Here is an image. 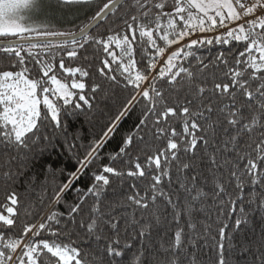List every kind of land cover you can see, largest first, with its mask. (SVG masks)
I'll use <instances>...</instances> for the list:
<instances>
[{
    "label": "snow or ice",
    "instance_id": "obj_1",
    "mask_svg": "<svg viewBox=\"0 0 264 264\" xmlns=\"http://www.w3.org/2000/svg\"><path fill=\"white\" fill-rule=\"evenodd\" d=\"M93 3L0 0V264H197L208 239L214 264H264V0H106L104 33L59 27ZM117 89L85 145L70 121ZM61 150L76 166L49 197L30 166Z\"/></svg>",
    "mask_w": 264,
    "mask_h": 264
},
{
    "label": "trees",
    "instance_id": "obj_2",
    "mask_svg": "<svg viewBox=\"0 0 264 264\" xmlns=\"http://www.w3.org/2000/svg\"><path fill=\"white\" fill-rule=\"evenodd\" d=\"M106 0H94L93 5L89 8H84L81 6H72V8L66 13H58V16L61 18L62 23L59 24L63 30L66 31H76L79 26H82L85 23H90V16L92 12L99 6L102 5ZM115 16H110L105 22H103L99 27L93 30L92 35H98L104 33L106 29L112 24L115 20ZM216 51L215 48L208 49L202 48L198 54L209 56L214 54ZM59 55V54H58ZM66 66H78L83 61H69L67 57H65ZM9 67V61L3 57H0V69H5ZM79 79V78H78ZM92 79H97L95 73V66L92 69ZM66 82L70 83V78L66 79ZM86 83H91V81H85ZM85 94L88 95V90H85ZM128 95L127 92H122L119 89L113 94V96L106 102H97L94 101V108L91 112L86 115H81L78 118L71 120L73 129L79 130L81 134V139L85 145H87L93 137H99L101 134L104 125L107 123L109 117L115 115L117 109L120 104L123 102L124 97ZM98 104V107L95 106ZM44 112L42 106V114ZM139 116V112L132 113L128 118L123 122L122 132H129L133 129L134 124L137 122V118ZM50 122L48 127L50 128ZM120 142V138H115L112 142H110L106 148L104 149V153H114L117 150V146ZM38 151V150H37ZM83 149L80 150L81 157L83 156ZM6 159L5 156L0 154V163ZM46 162L53 165V168L56 170L55 174L49 173L46 170ZM101 163H108L107 159L101 161ZM76 160L75 158H70L69 154H65L62 150L59 152V155L53 154L49 157L47 154L43 156L37 155L34 161V167H31L30 174L36 177L40 182L47 184V194L50 197L56 186L63 183L67 178L68 174L75 169ZM117 167L120 165L117 164ZM26 185V181H17L16 190L24 193V188ZM7 192L4 186L3 180H0V204L5 202V196ZM227 208L225 207V211ZM215 227V225H213ZM175 230L174 226L167 227L166 231L171 234ZM215 233H211L210 235H214ZM170 242V241H169ZM204 250L201 251L200 249ZM214 248V241L208 239L205 244H201L197 249V264H214V252L209 251V249Z\"/></svg>",
    "mask_w": 264,
    "mask_h": 264
},
{
    "label": "water",
    "instance_id": "obj_3",
    "mask_svg": "<svg viewBox=\"0 0 264 264\" xmlns=\"http://www.w3.org/2000/svg\"><path fill=\"white\" fill-rule=\"evenodd\" d=\"M110 16H111V14H110ZM109 16V17H110ZM108 17V18H109ZM108 18H105V19H101V20H98V21H95V22H90V23H93V28L92 29H90V33H92L93 32V30L94 29H96L97 27H99L103 22H105Z\"/></svg>",
    "mask_w": 264,
    "mask_h": 264
}]
</instances>
